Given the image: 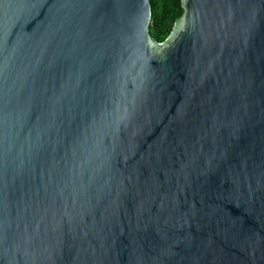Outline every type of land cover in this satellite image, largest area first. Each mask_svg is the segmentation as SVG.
<instances>
[{
	"label": "water",
	"instance_id": "obj_1",
	"mask_svg": "<svg viewBox=\"0 0 264 264\" xmlns=\"http://www.w3.org/2000/svg\"><path fill=\"white\" fill-rule=\"evenodd\" d=\"M0 0V264H264V0Z\"/></svg>",
	"mask_w": 264,
	"mask_h": 264
},
{
	"label": "trees",
	"instance_id": "obj_2",
	"mask_svg": "<svg viewBox=\"0 0 264 264\" xmlns=\"http://www.w3.org/2000/svg\"><path fill=\"white\" fill-rule=\"evenodd\" d=\"M150 4V34L155 40L163 41L184 13L182 0H150Z\"/></svg>",
	"mask_w": 264,
	"mask_h": 264
}]
</instances>
